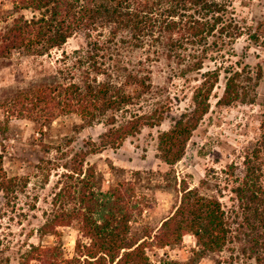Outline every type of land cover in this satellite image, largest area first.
Returning <instances> with one entry per match:
<instances>
[{"label": "rangeland", "instance_id": "obj_1", "mask_svg": "<svg viewBox=\"0 0 264 264\" xmlns=\"http://www.w3.org/2000/svg\"><path fill=\"white\" fill-rule=\"evenodd\" d=\"M222 1L228 5L226 18L232 17L243 33L229 51L214 56L213 64L206 62L201 72L222 61L224 66L231 64L240 71L236 82L240 86L238 93L244 98L229 107L216 104L224 85L220 72L208 98L207 112L173 165L160 159L157 136L170 129L188 109L197 83L192 76L178 77L179 68L156 58L146 48L133 49L125 35L111 38L108 31H101L99 36L91 33L99 45L104 42L103 48L94 52L103 55L99 63L111 73L110 80H121L122 68L138 70L137 74L149 78V92L115 114L116 125L129 114L147 115L154 109L157 113L161 111V119L157 126L141 128L116 147L85 156L78 179L89 167L95 189L106 192L118 185L130 188L127 192L133 193V202L137 201L142 209L129 224L128 238L136 244L151 237L173 213L183 189L216 200L226 222V242L219 253L193 257L192 251L197 250L194 238L184 235L172 246L146 248L150 264L166 259L177 264H254L250 257V226L243 221L234 189L248 167L251 176L258 178L264 194V0ZM19 15L28 19L31 13L29 10L15 13L12 0H0V31ZM87 42L86 34L78 32L61 47L42 56L11 52L0 59V163L4 176L13 180L6 196L0 192V264H38L35 260H22L31 246H55L61 249L64 258H71L74 243L87 242L75 221L45 235H40L38 228L55 212L75 207L71 197L78 184L76 175L67 178L71 174L67 170L72 166V158L85 150L86 145L98 142L107 129L103 120L79 128L74 115L58 116L43 123L37 117L30 121L26 115L10 116L2 108L20 90L53 76L57 79L65 76V81L79 84L84 66L80 67L82 64L77 61L86 57ZM104 79L97 77L98 81ZM68 190L69 196L63 197ZM59 191L61 198L55 200Z\"/></svg>", "mask_w": 264, "mask_h": 264}, {"label": "trees", "instance_id": "obj_2", "mask_svg": "<svg viewBox=\"0 0 264 264\" xmlns=\"http://www.w3.org/2000/svg\"><path fill=\"white\" fill-rule=\"evenodd\" d=\"M228 5L222 0H12L15 13L29 10L30 18L19 15L0 31V59L11 52L25 56H42L53 48L61 47L78 32L88 39L86 57L78 60L84 66L80 83L65 81V76L52 77L40 83H32L5 102L2 108L10 116L32 121L37 117L43 123L58 116L74 115L79 128L103 120L107 128L97 143L86 145L72 158L68 168L76 175V187L72 191L75 207L71 211L54 213L38 228L41 235L54 228L79 223L81 236L87 240L76 241L73 256L64 258L55 246L33 247L22 255L24 262L35 260L38 264H150L145 249L177 244L184 235L194 238L197 250L192 256L219 253L227 235L223 212L214 199L199 196L195 191L183 189L177 207L163 220L151 237L136 244L128 238L129 224L138 216L141 208L132 200L130 188H117L102 192L95 189L93 172L86 168L81 179L84 157L96 154L104 148L118 146L124 139L133 137L141 128H152L160 123V112L129 114L116 125L115 114L138 102L149 92L147 75L138 70L122 68L121 80H110L111 73L101 68L102 58L94 51L99 45L91 33L99 36L108 31L111 38L125 35L133 49L146 48L156 58L173 63L179 68L178 77L192 76L196 82L191 93V104L174 121L170 129L158 134L156 149L166 165H173L183 154L191 132L208 110V98L224 75V85L216 104L229 107L244 96L238 93L240 71L224 61L213 69L201 72L206 62H214V56L229 51L234 40L242 36L243 28L232 18H226ZM98 34V35H97ZM92 48V49H91ZM103 76L104 80H97ZM8 105V108H5ZM248 167L235 189L234 195L243 213V221L250 226V257L254 264H264V194L258 178L251 176ZM13 180L6 178L0 163V192L6 196ZM124 186H128L125 184ZM62 191V190H61ZM61 191L54 197L61 198ZM66 191L63 197H68ZM54 200V201H55ZM259 207V208H258ZM23 262V261H22ZM162 262V263H160ZM158 264H177L161 260ZM188 264V263H186Z\"/></svg>", "mask_w": 264, "mask_h": 264}]
</instances>
